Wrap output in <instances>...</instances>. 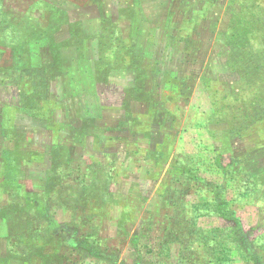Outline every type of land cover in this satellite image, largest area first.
<instances>
[{
	"label": "rangeland",
	"instance_id": "374dc122",
	"mask_svg": "<svg viewBox=\"0 0 264 264\" xmlns=\"http://www.w3.org/2000/svg\"><path fill=\"white\" fill-rule=\"evenodd\" d=\"M0 264H264V0H0Z\"/></svg>",
	"mask_w": 264,
	"mask_h": 264
},
{
	"label": "trees",
	"instance_id": "16d2710c",
	"mask_svg": "<svg viewBox=\"0 0 264 264\" xmlns=\"http://www.w3.org/2000/svg\"><path fill=\"white\" fill-rule=\"evenodd\" d=\"M18 38H19V36L16 37V38L14 39V40H17V43H16V41H15V43H14L13 46H12L13 48H14V47L16 48L15 45L18 44L19 41H23V36L21 37V39H20L19 41H18ZM27 39H28V38H27ZM27 39H26V40H27ZM19 47H20V46H19Z\"/></svg>",
	"mask_w": 264,
	"mask_h": 264
}]
</instances>
